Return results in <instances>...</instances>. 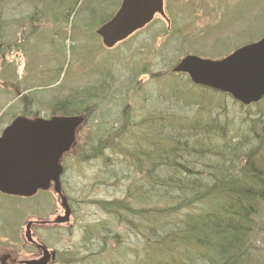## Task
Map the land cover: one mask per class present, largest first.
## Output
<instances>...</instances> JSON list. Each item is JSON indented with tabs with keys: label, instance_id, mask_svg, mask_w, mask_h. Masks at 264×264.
I'll return each mask as SVG.
<instances>
[{
	"label": "trees",
	"instance_id": "obj_1",
	"mask_svg": "<svg viewBox=\"0 0 264 264\" xmlns=\"http://www.w3.org/2000/svg\"><path fill=\"white\" fill-rule=\"evenodd\" d=\"M60 1L63 6L56 7L54 20L58 14L63 15L60 11L64 7L65 21L73 15L78 0ZM167 14L172 18L171 11ZM109 18L93 20L91 24L94 26L91 37L104 50L93 31ZM172 22L174 27L176 23ZM157 32L152 37L163 35ZM144 42L139 51L148 54L151 42ZM167 44V50H160L162 60L159 61L164 60V66L151 75L148 89L139 88V82L135 81L143 73L137 66L128 70L127 79L119 80L122 89L117 91L121 90L137 108L119 109L121 117L117 119L116 131L108 132L107 139L97 140V149L91 152L96 155L100 151L96 159L104 153L112 159L130 155L131 172L123 177L134 184L128 186V200H95L106 218L93 223L85 218L80 222L76 217L82 224L81 236L78 246L72 250V247L57 250L61 230L49 231L45 243L54 247L56 260L61 254L66 264H122L123 261L125 264H249L248 239L253 217L264 206V98L243 106L228 95L194 86L186 75L172 72L181 48H173L171 44L175 43ZM67 67L62 69L64 78ZM102 76L100 72L98 84L78 88L65 98L53 101V116L84 119L75 130L76 144L66 156L75 154L81 134L78 131L114 92L110 85L103 83ZM215 98L219 101H214ZM226 101L232 108L239 107L237 119L227 115ZM208 105H212L209 110ZM214 108L220 109L215 116ZM103 112L110 116L111 110ZM87 140L93 139L87 137ZM65 155L62 160L67 158ZM109 160L103 163V168ZM65 166L62 164L61 179ZM111 174L110 180L122 177L115 165ZM67 232L76 238L74 230ZM77 249L85 255L77 257Z\"/></svg>",
	"mask_w": 264,
	"mask_h": 264
},
{
	"label": "rangeland",
	"instance_id": "obj_2",
	"mask_svg": "<svg viewBox=\"0 0 264 264\" xmlns=\"http://www.w3.org/2000/svg\"><path fill=\"white\" fill-rule=\"evenodd\" d=\"M120 1L78 0L73 15L66 22L64 7L60 11L63 15L58 14L57 21L54 20L55 12H58L56 7L63 6L60 0H3L0 4V57L3 56L0 68V134L17 117H52L51 108L56 98H65L78 88L98 84L100 72L103 73V83L114 89V94L111 93L113 97L106 98V103L95 109L91 121L78 131L81 134L73 151L75 154L71 153L62 160V164H66V172L61 179L63 194L77 201L76 210L79 211L67 224H61L60 228L53 226L61 230L59 244L55 247L57 250L68 247L72 250L78 246L80 222L84 218L93 223L106 218L95 200L126 201L128 186H134L130 180L123 178L131 172L130 155L119 159L116 156L112 159L106 153L96 159L100 151L91 155L93 148L97 149V140L107 139L108 132L116 131L119 125L117 119L121 117L119 109L137 108L120 93L121 90L117 91L122 89L118 83L127 79L128 70L135 66L142 69L143 73L136 76L135 81L139 82V88L146 90L150 87L151 75L164 66V60L159 61L162 60L160 50H167V42L175 43L171 44L173 48H181L179 60L188 54L218 60L264 35V0H163L168 22L157 15L152 20V26L127 44L120 43L111 50H104L100 42L92 39L94 26L91 24L93 20L111 17ZM170 11L172 18L167 14ZM172 20L176 23L174 27H171ZM163 30L168 32L165 34ZM156 31H163V35L152 37ZM144 41L151 42L148 54L139 51ZM67 65L64 78L61 73ZM204 104L207 105L205 101ZM226 104L227 115L237 119L239 107L232 108L228 101ZM210 107L212 105H208L207 110ZM106 109L111 110L110 116L103 112ZM217 113L220 109H212L214 116ZM87 137L93 140L88 141ZM87 152L89 155H86ZM109 158L110 162L103 168V163ZM113 165L121 173L122 177L118 180L109 179ZM57 215L63 214L60 199L52 189L28 199L0 194V256L10 255L13 264L33 257L40 258L39 252L25 243L26 223L52 221ZM76 217L80 218V222ZM49 226L48 231L54 230L51 224ZM69 226H72L71 230H68ZM252 226L248 239L249 264H264V206L253 217ZM73 230L76 238L67 232ZM46 236L49 237V234ZM49 248L54 250V247ZM76 252L77 257L85 255L83 250L77 249ZM48 264L66 263L60 254L56 263Z\"/></svg>",
	"mask_w": 264,
	"mask_h": 264
},
{
	"label": "water",
	"instance_id": "obj_3",
	"mask_svg": "<svg viewBox=\"0 0 264 264\" xmlns=\"http://www.w3.org/2000/svg\"><path fill=\"white\" fill-rule=\"evenodd\" d=\"M157 15L168 22L163 0H121L95 34L106 49H111ZM172 72L186 75L194 86L228 95L240 105L256 104L264 98V35L222 59L185 55ZM82 120L63 116L15 118L0 134V193L30 198L48 190L52 182L56 185L63 173L62 156L75 145V130Z\"/></svg>",
	"mask_w": 264,
	"mask_h": 264
},
{
	"label": "flooded vegetation",
	"instance_id": "obj_4",
	"mask_svg": "<svg viewBox=\"0 0 264 264\" xmlns=\"http://www.w3.org/2000/svg\"><path fill=\"white\" fill-rule=\"evenodd\" d=\"M2 58L3 56L0 57V68H1ZM83 121L84 119L82 120V122ZM61 176H60L59 182L56 185L52 182L50 184L49 189L46 190L45 192L49 191L50 189H52L55 193H56V190L59 191L60 194L56 193V195L59 197V199L63 198L65 200L64 204H62L61 199H60V208L62 210L63 215L61 216L57 215L52 221L41 220V221H29L26 223L25 243H27L29 246L33 247L37 252H39L40 258L33 257V258H30L29 260H24L23 262H21L22 261L21 260L20 264H48L49 262L53 263L56 260L55 250L50 249L48 247V244L45 243L48 238V236L46 235L49 234L48 229L51 228L49 225L50 224L52 225V229H54L53 226L60 228L61 224H67L70 218H72L76 214L75 212H77L76 210L77 201L70 200L68 197H66L63 194ZM2 196H5V195H2ZM71 227L72 226H69L68 230H71ZM13 263H14L13 258L10 255L5 254V255L0 256V264H13Z\"/></svg>",
	"mask_w": 264,
	"mask_h": 264
}]
</instances>
